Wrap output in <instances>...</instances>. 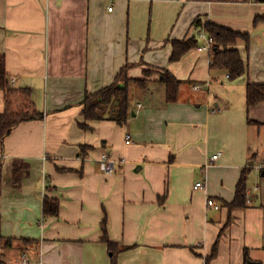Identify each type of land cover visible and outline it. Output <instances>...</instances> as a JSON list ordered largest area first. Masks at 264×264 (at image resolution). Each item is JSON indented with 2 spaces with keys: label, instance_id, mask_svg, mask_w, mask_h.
<instances>
[{
  "label": "crops",
  "instance_id": "0c3cea01",
  "mask_svg": "<svg viewBox=\"0 0 264 264\" xmlns=\"http://www.w3.org/2000/svg\"><path fill=\"white\" fill-rule=\"evenodd\" d=\"M263 14L264 0H0L9 82L31 90L39 113L0 141L1 233L13 239L9 248L0 243V264H24L25 255L26 264H112L101 241L104 214L108 238L129 246L116 264H205L244 167L250 201L232 211L210 264H264V101L245 103L246 84L264 83V19L253 23ZM197 18L250 33L248 48L235 45L243 76L211 70L199 37L170 60L165 39L198 34ZM126 64L129 77L150 80L145 90L131 88L126 123L79 126L85 92L110 84ZM161 69L181 80L176 101L165 102ZM104 151L123 159L111 173L98 167ZM45 196L57 198V217H43Z\"/></svg>",
  "mask_w": 264,
  "mask_h": 264
},
{
  "label": "trees",
  "instance_id": "16d2710c",
  "mask_svg": "<svg viewBox=\"0 0 264 264\" xmlns=\"http://www.w3.org/2000/svg\"><path fill=\"white\" fill-rule=\"evenodd\" d=\"M264 19V14L256 16L254 25ZM195 28H204L206 33L213 38L212 47L210 50L209 68L221 69L227 72L228 78L231 80L243 76L247 71V65L243 61L239 50L235 45L242 41L248 48L251 42L249 32H241L232 28L220 25L213 21L201 22L200 19H195L193 22ZM172 45L170 55L171 61L179 60L182 55L189 49L198 46L200 39L197 33H192L181 39H165ZM129 64L121 67L114 80L100 88L99 90L89 93L85 92L84 98L81 101L84 122L79 123L83 128H89L86 121L90 120H112L117 124H125L130 113V97L131 85H135L139 90H145L148 86L149 79L146 77L131 78L127 75ZM149 70H144V74L148 76ZM158 80L164 83L165 102L176 101L181 84V80L175 77L167 69L159 71ZM0 90L3 92L4 109L0 112V141L21 121L32 119L39 116V113L34 109L31 100V90L29 88H15L9 82V77L5 67V55L0 53ZM264 101V83L248 82L245 87V103L249 108ZM249 123L259 124L258 120L248 119ZM250 173L249 167H244L234 188V196L230 202L224 201L223 206L227 208V217L224 224L218 231V234L212 243L211 250L205 258V264H210V261L215 257L218 249V243L225 228L232 222V211L235 209L244 208L247 206V177ZM3 168L2 159L0 158V194L2 190ZM165 197L163 195L160 201ZM59 214V202L57 198L45 196L42 203L43 217H57ZM102 231L101 241L104 242L111 252L112 264H116L117 252L129 247L119 245L112 241L107 235L106 216L104 214L100 224ZM23 243H37L36 239L21 238ZM0 243L3 248H9L13 244L12 237H5L1 233L0 221ZM245 262L248 261V254L244 253Z\"/></svg>",
  "mask_w": 264,
  "mask_h": 264
},
{
  "label": "built area",
  "instance_id": "2783aa9c",
  "mask_svg": "<svg viewBox=\"0 0 264 264\" xmlns=\"http://www.w3.org/2000/svg\"><path fill=\"white\" fill-rule=\"evenodd\" d=\"M111 9V7H109V10ZM198 37L202 38L204 40V43L201 46V49H204L208 52H210L211 47H212V43H213V38L212 36L208 35L205 31L204 28H200L199 32H198ZM10 82H13V79L9 80ZM194 88H198V85H195ZM130 139V135L126 134V141L128 142ZM219 156V153H215L213 155L210 156L209 161L213 162L215 161ZM121 160H117L115 158H113L112 156H110L107 152H102L98 158V167L102 172L105 173H111L114 170L115 164ZM203 187V182L202 181H197L194 184V188H202ZM255 190L258 189V186L254 187ZM248 189H247V193H248ZM247 201L249 202L250 199H247ZM207 205L208 206H212L215 209L219 208V204H217L215 202V200L211 197L207 198ZM23 263L26 264L27 263V257L24 256L23 258Z\"/></svg>",
  "mask_w": 264,
  "mask_h": 264
},
{
  "label": "rangeland",
  "instance_id": "374dc122",
  "mask_svg": "<svg viewBox=\"0 0 264 264\" xmlns=\"http://www.w3.org/2000/svg\"><path fill=\"white\" fill-rule=\"evenodd\" d=\"M211 53V52H210ZM147 70H149L150 71V73L149 74H147L148 75V77L153 73V71H154V69H147ZM163 85H164V83H162ZM162 85V86H163ZM135 88V90H137L136 89V87H135V85H131V88ZM163 88H164V86H163ZM257 132H258V129H256V134H255V139H256V144L257 145H259V141L258 140H261V139H259L258 138V136H257ZM262 135H264V130L262 131ZM262 137V136H261ZM264 140V139H263ZM106 152V151H105ZM102 153V152H101ZM121 161H123V159L121 160ZM262 161V164L260 165V166H262V167H264V164H263V162H264V149H259V154H258V157H257V162L259 163V162H261ZM258 168V167H257ZM253 189H254V187H253ZM248 190H250L249 188H248ZM252 190V189H251ZM246 192H247V190H246ZM249 192V191H248ZM247 199H250L249 198V196H248V193H247ZM26 256V255H25ZM27 257V256H26Z\"/></svg>",
  "mask_w": 264,
  "mask_h": 264
},
{
  "label": "water",
  "instance_id": "95a60500",
  "mask_svg": "<svg viewBox=\"0 0 264 264\" xmlns=\"http://www.w3.org/2000/svg\"><path fill=\"white\" fill-rule=\"evenodd\" d=\"M248 264H257V263L254 261H249Z\"/></svg>",
  "mask_w": 264,
  "mask_h": 264
}]
</instances>
